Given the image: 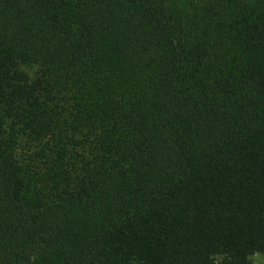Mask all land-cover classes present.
Segmentation results:
<instances>
[{
  "label": "trees",
  "instance_id": "trees-1",
  "mask_svg": "<svg viewBox=\"0 0 264 264\" xmlns=\"http://www.w3.org/2000/svg\"><path fill=\"white\" fill-rule=\"evenodd\" d=\"M264 254V0H0V264Z\"/></svg>",
  "mask_w": 264,
  "mask_h": 264
},
{
  "label": "rangeland",
  "instance_id": "rangeland-1",
  "mask_svg": "<svg viewBox=\"0 0 264 264\" xmlns=\"http://www.w3.org/2000/svg\"><path fill=\"white\" fill-rule=\"evenodd\" d=\"M252 264H264V254L254 253L250 256Z\"/></svg>",
  "mask_w": 264,
  "mask_h": 264
}]
</instances>
